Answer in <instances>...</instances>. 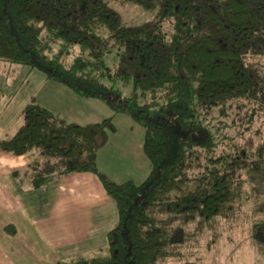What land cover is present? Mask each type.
I'll return each mask as SVG.
<instances>
[{
    "label": "trees",
    "instance_id": "16d2710c",
    "mask_svg": "<svg viewBox=\"0 0 264 264\" xmlns=\"http://www.w3.org/2000/svg\"><path fill=\"white\" fill-rule=\"evenodd\" d=\"M114 1L155 14L126 22ZM1 61L37 68L113 110L80 123L32 96L16 130L0 137V149L32 153L22 173L34 186L92 171L116 201L107 244L58 264H201L191 247L235 227L246 199L258 214L251 240L264 253V138L249 144L242 129L226 130L264 113V0H0ZM122 112L144 127L152 166L141 181L98 165Z\"/></svg>",
    "mask_w": 264,
    "mask_h": 264
},
{
    "label": "crops",
    "instance_id": "0c3cea01",
    "mask_svg": "<svg viewBox=\"0 0 264 264\" xmlns=\"http://www.w3.org/2000/svg\"><path fill=\"white\" fill-rule=\"evenodd\" d=\"M1 62L0 67L5 66ZM4 70L0 72V137L11 131L32 96L80 123L113 113L101 99L82 96L27 64ZM116 131H111L110 138ZM106 144L98 152L99 167ZM130 145L136 158L145 160L143 138L137 137ZM31 157L32 153L0 149V264H58L75 253L104 247L118 209L99 176L77 171L37 187L22 173ZM7 225L16 230H8Z\"/></svg>",
    "mask_w": 264,
    "mask_h": 264
},
{
    "label": "rangeland",
    "instance_id": "374dc122",
    "mask_svg": "<svg viewBox=\"0 0 264 264\" xmlns=\"http://www.w3.org/2000/svg\"><path fill=\"white\" fill-rule=\"evenodd\" d=\"M112 4L120 11L123 20L126 22L143 21L153 17L155 14V8H146L138 3L114 1ZM117 51L114 47L106 55L111 68H115L117 65ZM4 62L6 64L0 67V72H5L4 69L10 71L12 65L17 69L24 65H17L8 61ZM6 65H10V68H7ZM235 107L233 106L229 109L232 112L230 120H232V117H238L234 115L236 113L234 111ZM115 120L118 122V128L115 134L109 138L108 144H106L101 154V159L99 158L100 167L105 169V172L107 170L111 177L118 180L132 177L141 181L149 173V169L152 166L151 161L144 151L142 153L145 160L137 159L130 144L137 137L144 138V127L124 112L118 113L115 116ZM21 121L22 119L19 117L11 131H9L10 134L16 130ZM237 129H242V135L239 136L240 140L247 141L249 144L256 143L264 138V113L261 111L255 112L252 114L251 120L249 118V120L244 121L243 125H232L226 128L232 134H235ZM136 164H138L139 171H136ZM257 216L258 214L253 210L252 199H246L244 205L234 217L235 227L230 228L229 225H226L228 229L225 230L222 236L217 238L211 236V232H205L199 243L191 247L193 253L190 256L199 260L201 264H264V253L261 254L258 251L250 236V225ZM177 263L183 264L184 262L177 261Z\"/></svg>",
    "mask_w": 264,
    "mask_h": 264
}]
</instances>
